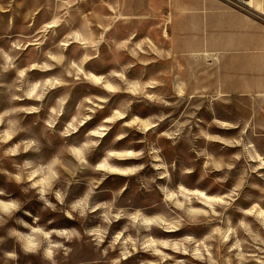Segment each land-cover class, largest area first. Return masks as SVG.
<instances>
[{
    "label": "rangeland",
    "instance_id": "obj_1",
    "mask_svg": "<svg viewBox=\"0 0 264 264\" xmlns=\"http://www.w3.org/2000/svg\"><path fill=\"white\" fill-rule=\"evenodd\" d=\"M248 9L0 0V264H264Z\"/></svg>",
    "mask_w": 264,
    "mask_h": 264
},
{
    "label": "crops",
    "instance_id": "obj_2",
    "mask_svg": "<svg viewBox=\"0 0 264 264\" xmlns=\"http://www.w3.org/2000/svg\"><path fill=\"white\" fill-rule=\"evenodd\" d=\"M250 6L252 7V9H255L264 17V0H248V7L251 8ZM221 9H223V8H221ZM39 239H40V244H42V241H44V239L42 237ZM35 251H37V250L26 251L24 249V252L29 253V254H32V252H35Z\"/></svg>",
    "mask_w": 264,
    "mask_h": 264
},
{
    "label": "built area",
    "instance_id": "obj_3",
    "mask_svg": "<svg viewBox=\"0 0 264 264\" xmlns=\"http://www.w3.org/2000/svg\"><path fill=\"white\" fill-rule=\"evenodd\" d=\"M231 6L234 9H239L242 11H249L248 0H220Z\"/></svg>",
    "mask_w": 264,
    "mask_h": 264
},
{
    "label": "bare ground",
    "instance_id": "obj_4",
    "mask_svg": "<svg viewBox=\"0 0 264 264\" xmlns=\"http://www.w3.org/2000/svg\"><path fill=\"white\" fill-rule=\"evenodd\" d=\"M203 195V194H202Z\"/></svg>",
    "mask_w": 264,
    "mask_h": 264
}]
</instances>
